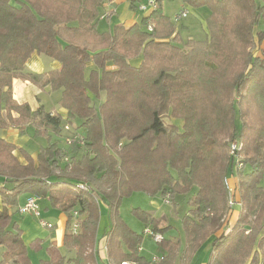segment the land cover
<instances>
[{"label":"trees","instance_id":"16d2710c","mask_svg":"<svg viewBox=\"0 0 264 264\" xmlns=\"http://www.w3.org/2000/svg\"><path fill=\"white\" fill-rule=\"evenodd\" d=\"M161 1L132 26L100 30L104 0H0V130L23 135L31 126L36 136H59L72 120L81 122L72 142L66 137L59 147L47 139L35 159L0 137V264H32L29 254L43 249L44 239L26 243L11 222L22 196L45 199L46 210L66 217L61 248L70 256L48 244L38 264H98L101 205L113 218L103 234L109 262L148 264L139 251L142 236L117 212L135 191L160 195L182 215L190 254L211 239L207 264L230 258L264 264V0H183L210 10L207 38L186 43ZM127 2L133 9L142 0ZM139 52L142 60L133 66L129 59ZM35 54L58 67L25 71ZM14 79L60 91L64 115L17 104ZM101 95L96 108L91 97ZM231 143L239 145L231 195L241 211L218 238L233 213L224 183L232 175ZM132 213L153 234L169 229L164 217ZM157 244L164 252L154 264H176L177 243Z\"/></svg>","mask_w":264,"mask_h":264},{"label":"rangeland","instance_id":"374dc122","mask_svg":"<svg viewBox=\"0 0 264 264\" xmlns=\"http://www.w3.org/2000/svg\"><path fill=\"white\" fill-rule=\"evenodd\" d=\"M108 0H104L107 2ZM155 1V0H154ZM147 0H142V3L146 5ZM125 1L116 5V7L109 8L106 14H109V19H104L99 22L100 30H109L113 27L114 24L123 22L126 16L131 17V20H135L138 22L141 17L148 15L153 8H148L146 12L139 11L137 8H129ZM161 8L163 15L168 18L169 21L172 22L175 32L178 33V38L181 42L186 43L188 40L194 41H202L207 38V26L206 20L209 16L210 10L207 5H201L198 7H192L188 4H185L183 0H162L161 1ZM110 10H113L114 13L111 15ZM182 10L186 11L187 15L184 18H181L178 22H173V16L180 13ZM105 14V13H104ZM105 14V16H106ZM37 60L31 61V63H37L39 66V70L41 72H47L54 69V60L48 58L45 55H38L34 57ZM33 59V58H32ZM142 60L141 52L137 53L135 56L129 59V62L136 66ZM54 61V62H53ZM28 65V66H30ZM90 67L87 68V71ZM28 70L29 67H26ZM29 71V70H28ZM31 91L28 93L29 97L33 99V101H37L43 106L44 110L49 113H58L60 114L62 108L59 104L60 100V91H50L49 89L40 90L38 92H34L32 88H29ZM104 96L101 95L100 99L95 97H91L92 103L95 105L96 108L102 103ZM168 124L176 123L171 119L165 120ZM66 123L63 122L62 126ZM81 124L80 121L74 119L71 121V128L69 130H64L62 128L60 135L55 136L52 132L47 133V137L45 136H36L34 134V130L31 126H28L23 133V137H25L27 142L25 143L23 149L32 157L36 156L37 152L41 147H45L48 144V140L52 143H56L59 147H65V138L70 137L72 139L77 136L75 133V127H79ZM178 124V123H176ZM74 127V128H73ZM22 136V135H21ZM235 170V165H233L232 171ZM236 176V175H235ZM237 182V177H236ZM23 196L20 198V200ZM237 199V198H236ZM47 206V200L38 198V205L41 207L42 212L44 211V206ZM133 209H139L141 211L148 212L152 217L155 219H160L164 217L166 226L169 227L163 235L162 238L165 240H170L172 242L177 243L178 247V255L176 258V264H207L210 260L211 253H210V243L211 239L207 238L203 240L197 250L190 254V251L187 250L188 243L186 240V236L184 233V227L182 223V215L176 214L173 210V207L160 195H148L147 193L141 191H135L132 194L125 196L122 198L120 205L118 207V215L122 222H124L132 231L136 234L142 236V242L139 245V251L141 256L145 259L146 263L154 264L152 262L153 257H162L163 249L159 247V245L153 240V238L145 233V230L151 231V227L149 224H145L142 220L137 218L132 212ZM241 211L240 206L235 205L233 208V212L229 218V221L226 223L222 222L220 229H218L215 234L218 238H220L222 234V230L225 226L229 225L231 228L234 221V216ZM44 218V216H43ZM103 218V220H102ZM48 222H56L54 218L46 219ZM226 219V217H225ZM12 224H16L19 228L23 229V240L28 243L35 238H43L45 240L43 244V249L36 253H30L29 256L31 258L32 264H38V260L46 259V252L45 248L49 244L47 242L49 230L42 227L38 220L31 215L27 214H20L18 209L13 212L12 216ZM113 218L107 212L101 215V211L99 212V221L97 224V231L96 233L102 234L105 230L110 229L112 227ZM163 225V223H162ZM161 225V226H162ZM56 230L53 226L52 232ZM208 231H212L208 228ZM56 232V231H55ZM55 243V241H54ZM52 244V243H51ZM248 250V248L246 249ZM60 252L64 255H69L64 248H60ZM262 250L257 248L256 256L258 259H261ZM226 264H237L235 259H228ZM113 264V263H111Z\"/></svg>","mask_w":264,"mask_h":264},{"label":"crops","instance_id":"0c3cea01","mask_svg":"<svg viewBox=\"0 0 264 264\" xmlns=\"http://www.w3.org/2000/svg\"><path fill=\"white\" fill-rule=\"evenodd\" d=\"M124 1L127 3V0H108L107 2H104L101 13L106 14V12L109 10V8L116 7V5H118ZM109 12L111 15L114 13L113 10H110ZM105 14H104V16H105ZM109 17H110L109 14H106V16L104 18L100 19V21H102L104 19H109ZM124 19H126V20H124L123 22L117 23V24H122L125 27H129V26H132L133 24H135V22H136L135 20H131V17H129V16H126ZM37 56L38 55L35 54L30 58V60L27 62L26 66H25V71L31 72V73H42L39 70V66H37V63H31V65L29 64L32 60L33 61L37 60V58L36 59L34 58ZM28 65H30V66H28ZM53 66L55 69L58 67V64L56 62H54ZM26 67H29V69H28L29 71L26 69ZM29 88H32V90H35L34 92H38L40 90L48 89V88L40 89L37 86L32 85L28 81H23L20 79H14L12 81V99L17 104H23V103L28 104L29 107L31 108V110H33V111L36 110L40 106L43 107L38 102V100L33 101V99H31L29 97L28 93L31 91ZM60 114L64 115V111L62 110ZM0 137L3 138L4 140L16 145L17 147H21V148H23L24 145H26L25 143L28 140L25 137H23V135L22 136L19 135L18 131L16 129H13V128H7L4 130H0ZM13 154L18 159L20 164H25V160L17 153V151H15ZM32 158L35 159L34 156H32ZM229 181H230V185L232 187L236 185V178L232 177V178H230ZM26 197L27 196H23V198L20 200V205L24 202ZM44 206H45V204H44ZM1 207H2V205H1V200H0V209H1ZM43 210L44 211L42 212V215L44 216V218L45 217H46V219L54 218L56 221L54 223L49 222L55 227L56 230H54L53 232L51 230L50 233H48V239L49 240H47V242L49 244L52 243V245L55 247L61 248L62 247V239H63V235H64V231H65L66 217L58 209L48 208L46 210L44 207ZM41 211H42V209H41ZM100 211H101V215L104 213H107V209L103 205H101ZM239 213L237 214V216L236 215L234 216V221L237 220ZM102 220H103V218H102ZM21 230H22V235H23V229L21 228ZM103 234H104V232L102 234H100L99 232L97 233L96 250L98 252V264H111L107 258L106 243H105V239L103 238ZM41 239H43V238H41ZM54 241H55V243H54Z\"/></svg>","mask_w":264,"mask_h":264},{"label":"built area","instance_id":"2783aa9c","mask_svg":"<svg viewBox=\"0 0 264 264\" xmlns=\"http://www.w3.org/2000/svg\"><path fill=\"white\" fill-rule=\"evenodd\" d=\"M148 8L155 9L156 8V2L154 0H147L146 5L143 3H140L137 7V9L139 11H142V12H146L148 10ZM186 15H187L186 11L182 10L180 13L173 16V22H178L181 18L186 17ZM70 142H72V140H70V139L67 140V143H70ZM238 150H239V145H237L236 143H231L229 145V154L231 155V157L233 159L232 168H233V165H235V170L232 171V175H230L224 181L225 186H226L227 190L229 191V193H228V204H227V209L229 211H233V208L235 205H238L241 208V203L238 200H235L231 195V191L233 190V187L230 185V181H229L230 178H232V177L236 178L237 170L241 166L239 164V156L236 154V152ZM18 212L20 214H27V215L33 216L34 218H36L38 220V222L40 223V225L42 227L46 228L49 231H51L53 229V225L43 218L41 208L38 205V198L37 197H34V196L26 197L24 202L18 207ZM76 229H77V225L74 224L72 226V230L76 231ZM145 233L147 235L151 236L156 243H159L162 241V236L160 234H153L149 230H145ZM161 260H162V257H160V258L153 257L152 258L153 263H159ZM124 264H129V263H124Z\"/></svg>","mask_w":264,"mask_h":264}]
</instances>
